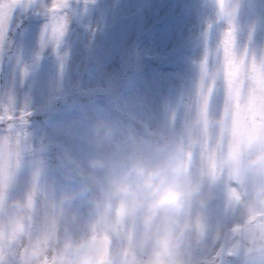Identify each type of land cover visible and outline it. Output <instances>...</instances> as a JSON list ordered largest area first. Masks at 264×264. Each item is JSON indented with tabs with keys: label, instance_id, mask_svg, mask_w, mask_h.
I'll use <instances>...</instances> for the list:
<instances>
[{
	"label": "rangeland",
	"instance_id": "374dc122",
	"mask_svg": "<svg viewBox=\"0 0 264 264\" xmlns=\"http://www.w3.org/2000/svg\"><path fill=\"white\" fill-rule=\"evenodd\" d=\"M18 2L0 0V264H25L34 241V264H56L63 241L85 238L116 264L138 229L101 219L107 183L177 147L207 200L190 210L189 264H264V213L229 201L257 181L222 164L251 127L264 147V0H241L231 25L208 0H68L58 46L51 0Z\"/></svg>",
	"mask_w": 264,
	"mask_h": 264
},
{
	"label": "clouds",
	"instance_id": "9594fccd",
	"mask_svg": "<svg viewBox=\"0 0 264 264\" xmlns=\"http://www.w3.org/2000/svg\"><path fill=\"white\" fill-rule=\"evenodd\" d=\"M208 2L221 23L231 25L238 21L241 0ZM260 104H264V95L257 96V105ZM260 118L264 119V112ZM236 147L238 155L226 157L222 164L229 166L234 182L244 177L257 182L238 197L229 196L230 205L241 215L264 213V147L259 128L251 127L238 136ZM15 203L16 211L22 213L25 205ZM206 204L203 185L190 174L179 147L151 166L132 163L121 176L107 183L98 205L101 219L109 226L125 219L137 224L136 241L116 250V264H189L184 250L192 243L196 220L200 218L199 212L194 217L190 210L202 209ZM202 239L197 235L196 244ZM44 252L39 241H34L25 264H34ZM103 253L104 245L98 238L65 240L57 250L56 264H101Z\"/></svg>",
	"mask_w": 264,
	"mask_h": 264
},
{
	"label": "snow or ice",
	"instance_id": "6c2138e0",
	"mask_svg": "<svg viewBox=\"0 0 264 264\" xmlns=\"http://www.w3.org/2000/svg\"><path fill=\"white\" fill-rule=\"evenodd\" d=\"M33 7H35V5L31 3L27 9H25L22 0H20L14 11H20V13L23 14L27 11H31ZM68 7V0H51V5L47 10L48 23L45 25L44 36L45 39L51 40L56 46L59 45L66 30L67 18L64 13Z\"/></svg>",
	"mask_w": 264,
	"mask_h": 264
}]
</instances>
